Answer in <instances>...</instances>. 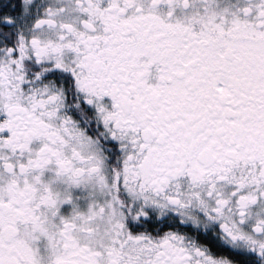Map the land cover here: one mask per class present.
Segmentation results:
<instances>
[{"label":"snow or ice","instance_id":"snow-or-ice-1","mask_svg":"<svg viewBox=\"0 0 264 264\" xmlns=\"http://www.w3.org/2000/svg\"><path fill=\"white\" fill-rule=\"evenodd\" d=\"M0 264H264V0H0Z\"/></svg>","mask_w":264,"mask_h":264}]
</instances>
